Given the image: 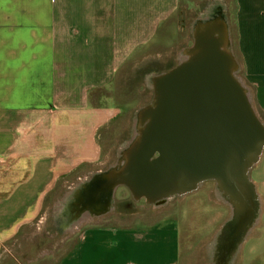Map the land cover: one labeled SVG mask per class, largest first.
<instances>
[{
    "label": "crops",
    "instance_id": "0c3cea01",
    "mask_svg": "<svg viewBox=\"0 0 264 264\" xmlns=\"http://www.w3.org/2000/svg\"><path fill=\"white\" fill-rule=\"evenodd\" d=\"M189 13L195 34L209 24L214 34L225 30L238 77L264 117V0H0V264L57 183L99 162L96 136L114 115L93 99ZM249 176L253 220L241 219L223 190L224 201L212 204L198 186L172 224L79 230L91 218L82 213L66 238L76 250L58 264H190L202 246L212 264H264V149Z\"/></svg>",
    "mask_w": 264,
    "mask_h": 264
},
{
    "label": "water",
    "instance_id": "95a60500",
    "mask_svg": "<svg viewBox=\"0 0 264 264\" xmlns=\"http://www.w3.org/2000/svg\"><path fill=\"white\" fill-rule=\"evenodd\" d=\"M217 37L195 34L187 49L191 56L161 75L160 95L155 89L139 143L125 149L121 159L124 169L101 176L93 186L113 187L127 176L131 179L124 186L136 198L163 203L214 180L249 208V193L255 194L249 174L264 149V123L238 77L232 53L230 60L215 43Z\"/></svg>",
    "mask_w": 264,
    "mask_h": 264
},
{
    "label": "rangeland",
    "instance_id": "374dc122",
    "mask_svg": "<svg viewBox=\"0 0 264 264\" xmlns=\"http://www.w3.org/2000/svg\"><path fill=\"white\" fill-rule=\"evenodd\" d=\"M193 16L189 13L181 18L180 14L167 29L170 31L164 30L162 34L164 39H160L159 34L152 46L142 51L134 60L136 64L123 66L115 82L93 99L114 115V118L101 128L96 136L99 144V162L84 170H77L57 183L45 199L33 225L7 244L6 250L10 258L6 264H28L27 262L33 260L34 256L44 252H52V257L55 258L50 260L48 258L47 261L41 259L40 264H58L76 250V239L67 241L66 238L82 213L88 209L86 204L89 201L86 194L91 190L88 188H91L101 176L113 171L121 162L123 152L135 136L139 114L154 101L155 78L170 73L178 67L184 60L179 59L184 48L189 49L194 45ZM181 19L184 20V24L181 23ZM179 92L181 93V87L176 89V94ZM259 118L264 123V117L259 116ZM199 186L197 191L204 192L212 204L219 200L217 196L223 200L224 193L220 190L217 181L208 180ZM193 195L195 194L191 192L182 196L174 195L163 203H152L145 198H136L132 191L123 185L117 188L110 198L106 197L104 212L97 210L95 213L92 212L94 215L101 213L100 218L92 219L94 217L92 214L89 218L90 222L81 225L79 230L87 226L129 228L176 223L182 210L181 205L186 203L189 208ZM92 201L90 197V208L94 210L101 205V201L100 204L96 200L93 204ZM194 221H198L197 217ZM79 230H75L74 235H77ZM190 264H212L211 252L206 251L203 246L197 248Z\"/></svg>",
    "mask_w": 264,
    "mask_h": 264
},
{
    "label": "bare ground",
    "instance_id": "6f19581e",
    "mask_svg": "<svg viewBox=\"0 0 264 264\" xmlns=\"http://www.w3.org/2000/svg\"><path fill=\"white\" fill-rule=\"evenodd\" d=\"M217 27H214V26H211L210 24L208 26H205L203 27L204 29V32L201 33V29L199 28L197 30V34H207L209 32H213L214 30H216ZM223 30V29H222ZM218 32V30H216ZM225 31V30H224ZM224 31H221L218 35L216 34V36H218L217 38H215V43L217 44V46L220 48V50L222 52H224L230 60H232V56H231V53H230V50H229V42L227 40V37H226V34ZM215 33V32H213ZM201 39H203V37L201 36ZM182 57H190L191 56V52L186 50L184 51L182 54ZM235 71V69L233 70ZM163 77H159L157 79H155L153 82H154V87L156 89V93H157V97H159L160 95V83H161V80H162ZM152 112V108L151 107H147L145 108L144 110L141 111V113L139 114V119H138V122H137V125H136V129H135V136L133 138V141L132 143H130L127 147V148H130V147H133V150L137 147V144L139 143V139H140V136H141V132H142V129H144V120L148 119V117H150V114ZM125 153V151L123 152V154ZM128 153V152H127ZM126 156V155H125ZM129 156L128 155V159H129ZM126 159V158H125ZM124 165H125V161L124 162H120L119 165L115 168V171H117L116 174H118L119 172H121V170L124 169ZM115 174V176H116ZM114 178V177H113ZM131 179V177H123L122 179L118 180V181H115V185L112 187L110 186L111 184H109V187H105V186H100V187H97V186H94V189H91L86 195H87V199L89 201V203L86 204L87 208L85 213H84V217H90L92 216V212H96L99 211V212H104V210H106L104 207V204H105V200H104V196H109L110 193L112 192H115L117 187H118V184L117 183H120L119 185H126L128 184L129 180ZM219 186H221V190L223 189L222 188V184L220 182H218ZM104 185V184H103ZM101 189V190H99ZM111 190V191H110ZM223 191L225 192V190L223 189ZM227 193V192H226ZM106 194V195H105ZM229 195V194H228ZM90 197L93 199V204L95 203V200L99 203L101 201V205L99 207H96L95 210L92 209V207L90 208ZM229 200L230 202L235 206V210H236V213L238 216L241 217V219H245L247 218L248 215H250V217L248 219L250 220H253L254 219V216L255 214L257 213L258 211V203L256 202L255 203V194L254 192L252 193H249V196H248V200H249V208L246 207L245 205V202H241L239 201L238 199H235L234 196H232L231 194L229 195ZM103 200V201H102ZM100 204V203H99ZM98 205V204H96ZM244 213H246V216L245 218H243L244 216ZM98 214H101V213H98ZM97 214V215H98ZM94 215V214H93ZM82 216V217H83ZM83 217V218H84ZM252 222V221H251Z\"/></svg>",
    "mask_w": 264,
    "mask_h": 264
},
{
    "label": "flooded vegetation",
    "instance_id": "af4514ba",
    "mask_svg": "<svg viewBox=\"0 0 264 264\" xmlns=\"http://www.w3.org/2000/svg\"><path fill=\"white\" fill-rule=\"evenodd\" d=\"M91 188H93V187H91ZM91 188H88V189H91Z\"/></svg>",
    "mask_w": 264,
    "mask_h": 264
}]
</instances>
